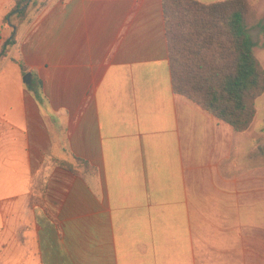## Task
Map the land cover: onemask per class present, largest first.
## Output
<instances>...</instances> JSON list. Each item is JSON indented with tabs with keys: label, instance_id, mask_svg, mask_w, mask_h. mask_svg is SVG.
I'll use <instances>...</instances> for the list:
<instances>
[{
	"label": "crops",
	"instance_id": "1",
	"mask_svg": "<svg viewBox=\"0 0 264 264\" xmlns=\"http://www.w3.org/2000/svg\"><path fill=\"white\" fill-rule=\"evenodd\" d=\"M169 55L163 0H48L22 27L0 66V264H264V135L175 94Z\"/></svg>",
	"mask_w": 264,
	"mask_h": 264
},
{
	"label": "trees",
	"instance_id": "2",
	"mask_svg": "<svg viewBox=\"0 0 264 264\" xmlns=\"http://www.w3.org/2000/svg\"><path fill=\"white\" fill-rule=\"evenodd\" d=\"M47 1L13 0L4 20L10 35L0 48V66L18 44L22 27ZM163 11L174 93L236 132L249 130L257 116L256 100L264 94V68L255 55L247 19L249 1L163 0ZM257 24L262 26L261 21ZM12 60L24 76L30 72L23 58ZM27 88L40 95L35 79ZM76 162L88 167L79 158Z\"/></svg>",
	"mask_w": 264,
	"mask_h": 264
},
{
	"label": "rangeland",
	"instance_id": "3",
	"mask_svg": "<svg viewBox=\"0 0 264 264\" xmlns=\"http://www.w3.org/2000/svg\"><path fill=\"white\" fill-rule=\"evenodd\" d=\"M43 2L44 0H39ZM204 3H214L223 0H199ZM249 1V12L247 19L250 29V35L255 43L254 52L260 63L264 68V0H248ZM261 21L262 26L257 23ZM17 58H22L18 56ZM257 116L250 127L249 133L251 134L254 130L259 129L261 135H264V94L256 100Z\"/></svg>",
	"mask_w": 264,
	"mask_h": 264
},
{
	"label": "water",
	"instance_id": "4",
	"mask_svg": "<svg viewBox=\"0 0 264 264\" xmlns=\"http://www.w3.org/2000/svg\"><path fill=\"white\" fill-rule=\"evenodd\" d=\"M31 77H32V73L29 72L27 73L24 78H23V82L26 84V85H29L31 83Z\"/></svg>",
	"mask_w": 264,
	"mask_h": 264
}]
</instances>
